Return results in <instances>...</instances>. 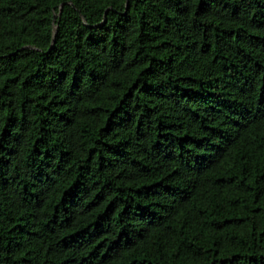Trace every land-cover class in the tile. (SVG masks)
Segmentation results:
<instances>
[{
	"label": "trees",
	"instance_id": "trees-1",
	"mask_svg": "<svg viewBox=\"0 0 264 264\" xmlns=\"http://www.w3.org/2000/svg\"><path fill=\"white\" fill-rule=\"evenodd\" d=\"M0 264H264V0H0Z\"/></svg>",
	"mask_w": 264,
	"mask_h": 264
}]
</instances>
